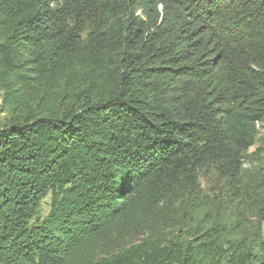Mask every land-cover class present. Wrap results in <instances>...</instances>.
Listing matches in <instances>:
<instances>
[{"label": "trees", "instance_id": "1", "mask_svg": "<svg viewBox=\"0 0 264 264\" xmlns=\"http://www.w3.org/2000/svg\"><path fill=\"white\" fill-rule=\"evenodd\" d=\"M0 104V264H264V0H0Z\"/></svg>", "mask_w": 264, "mask_h": 264}, {"label": "rangeland", "instance_id": "2", "mask_svg": "<svg viewBox=\"0 0 264 264\" xmlns=\"http://www.w3.org/2000/svg\"><path fill=\"white\" fill-rule=\"evenodd\" d=\"M1 109V104H0ZM6 116L5 112L0 111V122ZM257 136L252 147L249 148L246 156V161L243 165L245 172L253 168H261L264 170V122L256 125ZM254 175V174H253ZM200 192L201 196H207L210 199H218L222 205V209L227 208L228 203V189L226 187L225 179L216 181V176L212 170L204 168V172L200 176ZM208 199V200H210ZM49 196L41 204L40 216H44L48 211ZM250 220L242 221V227L247 228Z\"/></svg>", "mask_w": 264, "mask_h": 264}]
</instances>
